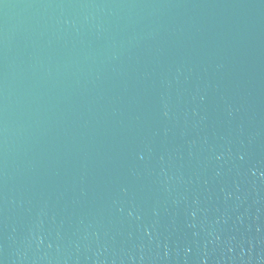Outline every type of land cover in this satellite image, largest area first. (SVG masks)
Segmentation results:
<instances>
[{
    "label": "water",
    "instance_id": "obj_1",
    "mask_svg": "<svg viewBox=\"0 0 264 264\" xmlns=\"http://www.w3.org/2000/svg\"><path fill=\"white\" fill-rule=\"evenodd\" d=\"M0 264H264V0H0Z\"/></svg>",
    "mask_w": 264,
    "mask_h": 264
}]
</instances>
